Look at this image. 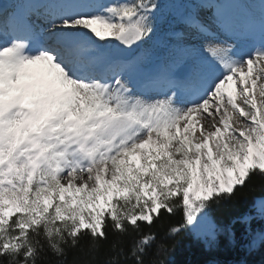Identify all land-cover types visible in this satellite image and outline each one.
Returning <instances> with one entry per match:
<instances>
[{
    "label": "snow or ice",
    "instance_id": "obj_1",
    "mask_svg": "<svg viewBox=\"0 0 264 264\" xmlns=\"http://www.w3.org/2000/svg\"><path fill=\"white\" fill-rule=\"evenodd\" d=\"M227 2H0V264H162L177 213L214 240L264 179V0Z\"/></svg>",
    "mask_w": 264,
    "mask_h": 264
},
{
    "label": "trees",
    "instance_id": "obj_2",
    "mask_svg": "<svg viewBox=\"0 0 264 264\" xmlns=\"http://www.w3.org/2000/svg\"><path fill=\"white\" fill-rule=\"evenodd\" d=\"M253 187L256 188L255 192L250 191ZM262 196H264V179L253 177L247 187L237 189L231 200L217 202L213 206V211L221 224L218 243L209 247L197 241L190 231L166 236L169 227L180 221L182 214L166 216L152 229L158 233L153 249L156 244L166 245V249L157 259L162 261V264H264V244L253 249L247 246L249 233L254 226L261 225L264 220L253 215L255 211L252 209L253 201ZM244 214L256 217L251 222V231L248 224L241 220ZM148 230V228L144 229L145 232Z\"/></svg>",
    "mask_w": 264,
    "mask_h": 264
},
{
    "label": "rangeland",
    "instance_id": "obj_3",
    "mask_svg": "<svg viewBox=\"0 0 264 264\" xmlns=\"http://www.w3.org/2000/svg\"><path fill=\"white\" fill-rule=\"evenodd\" d=\"M235 6V5H234ZM245 50H248V46L245 47ZM259 198V197H258ZM257 198V199H258ZM221 201V200H220ZM254 202V201H253ZM211 218L212 220L215 222L216 226H217V231L215 233V238L214 240H209L208 238H206L202 233H204L207 230V225H202L201 229L198 232H194L192 230H189L190 233L192 234V236L199 242L203 243L205 246L209 247L210 245H216L218 243V234H219V227H220V223L217 221L215 215H214V211L212 210L211 212ZM253 215H257L256 213ZM249 226V225H248ZM251 228V225L249 226ZM222 228V227H221ZM260 233H264V220L262 221L261 225H257L256 227L254 226L251 233H249L248 235V247H250V249L253 248H257L259 246H262L264 243V240H260L259 239V234ZM253 240H255V244L253 245ZM244 242V241H242Z\"/></svg>",
    "mask_w": 264,
    "mask_h": 264
},
{
    "label": "bare ground",
    "instance_id": "obj_4",
    "mask_svg": "<svg viewBox=\"0 0 264 264\" xmlns=\"http://www.w3.org/2000/svg\"><path fill=\"white\" fill-rule=\"evenodd\" d=\"M227 6V5H226ZM226 6H224L226 8Z\"/></svg>",
    "mask_w": 264,
    "mask_h": 264
}]
</instances>
